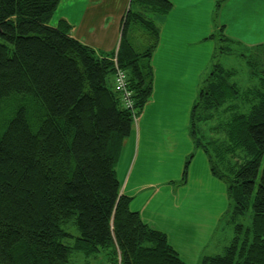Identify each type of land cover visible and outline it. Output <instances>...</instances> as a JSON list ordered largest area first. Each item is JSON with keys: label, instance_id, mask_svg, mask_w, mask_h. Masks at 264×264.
Listing matches in <instances>:
<instances>
[{"label": "trees", "instance_id": "16d2710c", "mask_svg": "<svg viewBox=\"0 0 264 264\" xmlns=\"http://www.w3.org/2000/svg\"><path fill=\"white\" fill-rule=\"evenodd\" d=\"M59 1L0 0V264H71L76 253L85 261L102 253L103 264H188L166 232L130 208L115 170L152 93L159 28L149 14L172 4L129 0L119 41L104 52L73 37L64 20L49 25ZM217 35L232 42L222 26ZM244 62L256 83L240 89L237 70L214 62L189 111L192 144L226 183L223 227L232 230L222 253L195 264H264V42ZM115 64L126 72L130 107L113 85ZM248 211L251 221H238ZM69 220L76 235L63 227Z\"/></svg>", "mask_w": 264, "mask_h": 264}, {"label": "rangeland", "instance_id": "374dc122", "mask_svg": "<svg viewBox=\"0 0 264 264\" xmlns=\"http://www.w3.org/2000/svg\"><path fill=\"white\" fill-rule=\"evenodd\" d=\"M239 1L228 0L222 7H214L213 15L216 17L212 23L214 26L212 33L208 37L213 46L210 56L207 55V59H209L207 68L204 69L202 74L196 72L197 78L195 83L193 77L187 80V73L181 71L180 64L184 58L181 50L178 55L169 58L166 65L167 70H164L165 67L161 64L158 65L157 73L163 77H168L172 71L180 73L184 82L190 84L191 88L195 87V89L193 88L195 98L198 90L203 85L202 79L208 71L209 65L211 67L214 62L224 68H234L237 70L232 80L236 81L240 89L247 87L249 82L250 84L256 83L255 77L253 79L248 77V67L244 62V57H249L253 46L264 42V0H259L260 2L258 0H245L249 1L251 10L254 12H250L248 7L243 4L239 7ZM72 2L73 0H60L51 16L50 22H55L59 14L62 11L64 12ZM218 15L225 16L226 20L220 21ZM251 15L256 16L250 21ZM49 25L52 24L49 23ZM221 26L223 34L230 38L232 42H220L218 40L217 33L220 31ZM220 45H228L231 47V51L225 52L223 50L222 52L219 48ZM135 46L138 50H143L147 46V40L143 33L138 32ZM150 60L152 63V58ZM176 93L170 92L169 101L165 102L161 112L159 111L160 109L158 110L154 107L151 98H149L150 101L146 102L140 115L134 121L131 129L132 132L124 139L122 149L115 162L116 175L127 177L133 171L131 175L133 185L138 186L139 183L155 185V187L146 189L141 195L131 198L129 206L132 210H137V208L142 207L144 199L146 200L151 197L149 199L151 205L147 207V213L153 215L154 219L163 226L166 225V222L178 225L184 221L186 228H193L197 233L202 222L206 221L204 205H216L222 210L225 208L214 221V224L218 222L217 231L213 234L210 243L207 244V252L222 253L224 246L232 234L231 228L223 227L224 211L229 201L226 194V183L224 180H220L225 191L222 190L220 192L219 190H215L213 188L215 184L205 177L206 171L211 172L208 168L206 155L198 148L201 156H204L205 166L202 167L195 159L197 148L194 147V151L191 150V140L189 137L187 139L188 143H186L185 137L188 133L186 129L188 126L187 112L190 110L195 98L193 100L190 98H176ZM210 157L216 163L217 157L212 151H210ZM136 158L137 161L135 160ZM187 160L189 162H187V183L185 188H188L187 190L190 191V197L185 199L183 196L176 198L166 195L170 199L168 201L166 196L161 192L152 195L156 186L165 184H171L174 188L180 186L179 178L182 177V170ZM216 168L221 173H225L219 166H216ZM167 180H170V182ZM205 194L212 196L210 201L204 198L203 195ZM194 195H196V198H192ZM191 209H194L193 215L188 214ZM238 221L249 223L251 221V212H246L243 217L238 218ZM63 227L74 235L78 233L76 226L71 220L66 222ZM210 233L212 234V231ZM83 258L82 254L76 253L72 256L71 264H80L79 261ZM102 259H104V255L100 253L95 263L103 264Z\"/></svg>", "mask_w": 264, "mask_h": 264}, {"label": "crops", "instance_id": "0c3cea01", "mask_svg": "<svg viewBox=\"0 0 264 264\" xmlns=\"http://www.w3.org/2000/svg\"><path fill=\"white\" fill-rule=\"evenodd\" d=\"M169 1L172 6L168 12L164 14L160 12L149 14L150 19L159 28L158 44L151 55V64L154 67V81L150 98L154 107L158 110L160 109V112L165 102L169 101L170 92L176 93L178 91L175 94L176 98H190L193 100L195 98L193 93L195 87H193L194 89L191 88V85L184 82L181 74L176 71H172L168 77L159 75L157 73L158 65L161 64L165 67L164 70H167L166 65L168 64L169 58L178 55L181 50L184 57L180 64L181 71L187 73V80L193 77L195 83L197 78L196 72L202 74L204 69L207 68L209 60L207 59V55L210 56L213 46L212 42L208 40V37L212 33L214 27L212 23L216 17L213 15L216 0ZM227 1L225 0L219 7L224 6ZM128 2L129 0H73L72 4L64 12L62 11L59 14L55 22H50L51 17L49 23L55 26L60 20H64L70 24V34L73 37L97 50L109 52L116 47L119 41L121 20L128 6ZM241 4L247 6L250 12H254L251 10L249 1L240 0L238 6L240 7ZM255 16L251 15L249 20L251 21ZM218 18L220 21L226 20V17L222 15H218ZM189 111L187 112V121L189 119ZM186 129L188 132V128ZM188 137L189 135L187 133L185 137L186 143H188ZM191 150L194 151L192 142ZM202 153L205 155L204 152ZM195 154V159L198 164L204 167V156H201L198 148ZM135 160L137 161V158ZM132 173L133 171L127 177L122 175L117 176L121 183L122 193H126V195L133 198L144 193L149 187H155V185H146L144 183H139L138 186L133 185L131 182ZM205 177L215 184L213 187L215 190H219L220 192L222 190L225 191L221 182L222 180L220 181V179L213 176L211 172L206 171ZM167 181L170 182V180ZM186 183L181 184L177 188H174L171 184L156 186L152 195L161 192L165 196H174L176 198L183 196L185 199L189 198L190 191L187 190L188 188H185ZM167 196L166 199L170 201ZM203 196L209 201L212 197L208 194ZM150 198L144 199L142 207L137 208L136 211L140 213L142 219L150 226L166 232L169 242L181 253V257L186 263L195 264L202 254H215L207 252V244L210 243V232L216 225L214 221L225 208L222 210L216 205H204L206 221L202 222L196 233L193 228H186L184 221L178 225H173L171 222H166L165 226L161 225L154 219L153 215L147 213V207L151 205ZM192 198H196V195ZM193 211L194 209L189 210L188 214L193 215ZM79 262L80 264H96L95 261H85L83 259Z\"/></svg>", "mask_w": 264, "mask_h": 264}, {"label": "built area", "instance_id": "2783aa9c", "mask_svg": "<svg viewBox=\"0 0 264 264\" xmlns=\"http://www.w3.org/2000/svg\"><path fill=\"white\" fill-rule=\"evenodd\" d=\"M113 85L119 92L120 101L125 107L132 105L131 92L126 86V74L125 71L115 64V72L113 76Z\"/></svg>", "mask_w": 264, "mask_h": 264}]
</instances>
